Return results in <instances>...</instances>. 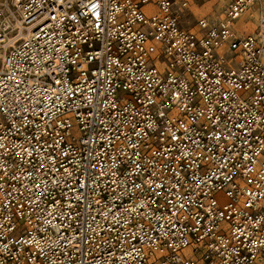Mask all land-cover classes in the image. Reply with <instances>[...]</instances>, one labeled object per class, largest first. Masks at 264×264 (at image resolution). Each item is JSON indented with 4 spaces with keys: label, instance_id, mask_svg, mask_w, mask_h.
<instances>
[{
    "label": "built area",
    "instance_id": "1",
    "mask_svg": "<svg viewBox=\"0 0 264 264\" xmlns=\"http://www.w3.org/2000/svg\"><path fill=\"white\" fill-rule=\"evenodd\" d=\"M212 1L0 0V264H264V0Z\"/></svg>",
    "mask_w": 264,
    "mask_h": 264
},
{
    "label": "rangeland",
    "instance_id": "2",
    "mask_svg": "<svg viewBox=\"0 0 264 264\" xmlns=\"http://www.w3.org/2000/svg\"><path fill=\"white\" fill-rule=\"evenodd\" d=\"M227 0H219L216 4H215V0L210 2V3H207V4H204V6H199L200 8H196L194 7V12L196 15H201V14H206L208 13L211 8H216V9H220L225 3H226ZM195 23V19L193 18H190L188 21H187V24L188 26H192L194 25ZM1 51H0V57H1Z\"/></svg>",
    "mask_w": 264,
    "mask_h": 264
},
{
    "label": "bare ground",
    "instance_id": "3",
    "mask_svg": "<svg viewBox=\"0 0 264 264\" xmlns=\"http://www.w3.org/2000/svg\"><path fill=\"white\" fill-rule=\"evenodd\" d=\"M1 54H2V52H1ZM2 56V55H1Z\"/></svg>",
    "mask_w": 264,
    "mask_h": 264
}]
</instances>
